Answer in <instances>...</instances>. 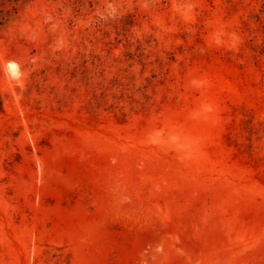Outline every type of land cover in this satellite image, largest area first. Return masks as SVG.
<instances>
[{"label": "rangeland", "instance_id": "374dc122", "mask_svg": "<svg viewBox=\"0 0 264 264\" xmlns=\"http://www.w3.org/2000/svg\"><path fill=\"white\" fill-rule=\"evenodd\" d=\"M0 264H264V0H0Z\"/></svg>", "mask_w": 264, "mask_h": 264}, {"label": "bare ground", "instance_id": "6f19581e", "mask_svg": "<svg viewBox=\"0 0 264 264\" xmlns=\"http://www.w3.org/2000/svg\"><path fill=\"white\" fill-rule=\"evenodd\" d=\"M10 62H11V61H10ZM10 62H9V63H10ZM12 62H13V63H10V64L13 66V71H14V72H18V71H19V68H18V70H17V68L15 67V64H14L15 62H14V61H12ZM10 64H8V65H10ZM16 65H17V64H16ZM17 67H18V65H17ZM7 68H8V67H7ZM9 68H10V67H9ZM11 68H12V67H11ZM11 68H10V70H11ZM14 72H13V73H14ZM19 74H20V72H19ZM16 75H17V74H16Z\"/></svg>", "mask_w": 264, "mask_h": 264}]
</instances>
